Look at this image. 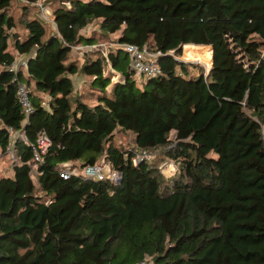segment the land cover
I'll return each mask as SVG.
<instances>
[{
  "label": "trees",
  "instance_id": "obj_1",
  "mask_svg": "<svg viewBox=\"0 0 264 264\" xmlns=\"http://www.w3.org/2000/svg\"><path fill=\"white\" fill-rule=\"evenodd\" d=\"M47 1L51 20L39 0H0V151L9 126L26 136L0 176V264H264V0ZM124 42L159 50L162 73L136 77ZM182 44L211 67L179 60ZM103 159L118 179L60 175Z\"/></svg>",
  "mask_w": 264,
  "mask_h": 264
},
{
  "label": "built area",
  "instance_id": "obj_2",
  "mask_svg": "<svg viewBox=\"0 0 264 264\" xmlns=\"http://www.w3.org/2000/svg\"><path fill=\"white\" fill-rule=\"evenodd\" d=\"M40 12L42 16L51 20L49 17L50 11L47 9V5H41L39 3ZM87 29L88 26H87ZM123 48L126 50L129 56V66L137 75H145L148 77L157 76L162 73V69L158 63V55L161 53L159 50L153 51L150 50L146 45H138L135 43L124 42L121 44ZM89 45H87L88 47ZM91 46V45H90ZM94 46V44H93ZM79 47V46H77ZM169 52V51H168ZM170 53V52H169ZM19 63L25 64V60L17 61L16 59L11 62L10 69L17 71ZM17 94L19 101L22 105L23 111L25 115L32 111V103L29 95V87L25 82H19L17 87ZM9 132L11 133V141L10 145L7 148V152L9 156L15 160V152H14V142L17 137L22 139H26L24 131L21 129L13 130L10 126L8 127ZM51 145V139L48 134L44 130H40L35 141L30 144L32 149V155L36 162L42 161L43 155L47 153L49 147ZM140 153V154H139ZM151 154L150 152L137 150L133 160L134 162H139L143 159L150 160ZM64 166L60 170V175L63 177H67L70 174H79L81 173L85 177L93 178V179H103L108 177L110 179H116L117 172L112 170L108 161H100L95 163L86 164L82 170L79 172L76 168H70V162H63ZM106 165L109 166L106 170Z\"/></svg>",
  "mask_w": 264,
  "mask_h": 264
},
{
  "label": "rangeland",
  "instance_id": "obj_3",
  "mask_svg": "<svg viewBox=\"0 0 264 264\" xmlns=\"http://www.w3.org/2000/svg\"><path fill=\"white\" fill-rule=\"evenodd\" d=\"M49 1L47 0H39L38 2V5L39 3L41 5H46ZM47 9L48 11L50 10L47 6ZM88 31L90 32L91 30L93 29H98V25L95 24V23H90L88 25ZM86 29V28H85ZM117 35H118V32L116 33H112L108 36V38L106 40H103V41H100V42H97L93 45H91V47H93V49L95 48H100L102 50L103 53H106L108 51V49L110 48H114V46H116V40H117ZM79 46V47H77ZM75 46V49L74 51V56H76V54H79L77 52H80L81 48L84 47L85 45H77ZM183 45L181 47V55L178 57V58H182L184 59L185 61H188V62H195V63H198L199 65L203 66L206 70L208 69L210 63H211V53L209 50L207 49H201L198 51L195 52V55L193 57H189L186 56V55H183ZM108 69L109 71L111 70V65L109 64L108 65ZM191 70H197V68H190ZM118 77L117 73L111 75V80H116ZM143 79H146V76L145 75H142ZM122 78V77H121ZM171 136H173V132H171L170 134ZM117 142L118 144H120L122 147L123 146H131L130 144L132 142H134V135L130 132V133H125V134H120L118 135V138H117ZM129 148V147H128ZM159 149H156V150H152V151H147V152H158ZM140 154V153H139ZM105 161V159H103ZM13 159L9 156L8 152L5 151V152H2L0 151V176L1 175H7V174H11V166L13 164ZM71 164V163H70ZM158 166L160 167L161 171L166 175V176H169L170 174L174 173L177 169V164L172 161V160H169L167 158H162L161 160L158 161ZM109 166L106 165V170L108 169ZM119 175L117 173V177H114L116 179H118Z\"/></svg>",
  "mask_w": 264,
  "mask_h": 264
},
{
  "label": "crops",
  "instance_id": "obj_4",
  "mask_svg": "<svg viewBox=\"0 0 264 264\" xmlns=\"http://www.w3.org/2000/svg\"><path fill=\"white\" fill-rule=\"evenodd\" d=\"M24 58V55H18L17 57H16V60L19 62V61H21L22 59ZM111 72L113 73V74H115V73H117V75H118V77H117V79L116 80H113L112 81V83L113 82H115V81H120V80H123V75H122V73L120 72V71H117L116 69H113V68H111ZM136 77H139L137 74L135 75ZM122 77V78H121ZM84 80V77L83 76H81V75H75V76H73V82L75 83V86L76 87H80L81 85H82V81ZM108 90H110V86H108V88H107Z\"/></svg>",
  "mask_w": 264,
  "mask_h": 264
},
{
  "label": "water",
  "instance_id": "obj_5",
  "mask_svg": "<svg viewBox=\"0 0 264 264\" xmlns=\"http://www.w3.org/2000/svg\"><path fill=\"white\" fill-rule=\"evenodd\" d=\"M182 45H183V44H182ZM182 45H180V47H182ZM169 52H170V53H173V52H174V49L169 50ZM179 60L185 61V60L182 59V58H179ZM211 65H212V61H211ZM209 67H211V66H209ZM209 67H208V68H209Z\"/></svg>",
  "mask_w": 264,
  "mask_h": 264
}]
</instances>
